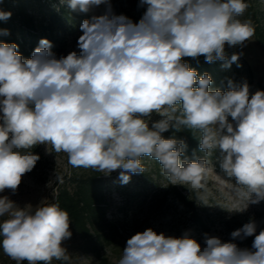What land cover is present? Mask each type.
<instances>
[{"label":"clouds","instance_id":"clouds-1","mask_svg":"<svg viewBox=\"0 0 264 264\" xmlns=\"http://www.w3.org/2000/svg\"><path fill=\"white\" fill-rule=\"evenodd\" d=\"M60 2L73 12L105 11L82 21L78 51L66 56L57 57L46 38L27 59L16 43L0 41V193L15 194L40 160L33 149L50 145L75 168L119 170L124 184L145 173L149 157L159 163L164 187L184 186L205 206L207 177L215 173L207 157L215 152L235 194L219 207L243 213L264 201V91L252 94L247 80L232 79L226 90L212 89V77L184 59L241 67L242 53L229 57L227 49L252 41L253 23L242 19L248 0H138L145 11L136 23L115 14L112 0ZM11 15L0 9V21ZM183 129L200 133L203 158L181 159L185 141L163 136ZM3 217L0 249L15 264L68 259L63 242L72 236L71 219L58 203L21 207L0 196ZM257 227L250 219L227 242L204 233L203 245L188 231L175 237L149 227L127 239L116 264H264V229L257 234ZM252 236L251 249L234 242Z\"/></svg>","mask_w":264,"mask_h":264},{"label":"rangeland","instance_id":"rangeland-1","mask_svg":"<svg viewBox=\"0 0 264 264\" xmlns=\"http://www.w3.org/2000/svg\"><path fill=\"white\" fill-rule=\"evenodd\" d=\"M250 7L242 19H250L255 28L252 41L243 48L227 49L229 57L232 53H242L237 67L233 63L230 68L222 67L220 61L214 63L205 62L203 57L199 60L208 65V70H204L212 77V89H227L228 79L237 83L247 80L250 86V93L257 91L258 83H264V45L258 41L259 34L264 31V0H248ZM50 8L56 11H66L67 19L63 25L56 26V31L52 38L51 51L57 57L67 55L71 51H78L77 41L82 32L80 25L84 19H90L94 15H101L105 11L103 5L91 7L88 12L70 11L66 4L60 0H45ZM112 8L115 14H124L134 23L139 22L140 14L132 5L125 0H112ZM34 17L35 30L41 31L42 14L37 9H31ZM153 120L160 119L153 115ZM231 120V117H229ZM164 136V133H163ZM179 139V138H177ZM43 157L47 160L46 165L37 169L34 174H25L22 182L15 194L11 190H5L0 196H8L9 199L23 207L31 203L33 206L47 199L55 202L56 185H62L78 175H91L98 173L92 169L75 168L68 163L65 153L52 152L51 146L48 150L45 145H39ZM52 152V153H51ZM215 168V173H209L207 180L208 205L196 203V194L181 185H168L166 178L161 174V167H157L153 159L144 157L142 163L145 166V173L134 174L130 182L124 184L119 179V170L111 175L100 173L104 179V192L106 195L108 223L118 226L119 236L111 239L101 251L100 255L83 254L80 250V241L76 238L71 228L72 236L63 242V247L67 250L68 259L65 261H53V264H116L122 254V249L126 246V241L137 232H142L151 227L157 232H164L167 235L181 237L185 231L189 232L191 238L196 239L203 245L204 233L217 236L223 241L231 240V232L241 228L250 219L257 222V234L264 229V201L252 204L243 213H229L219 207L232 202L235 194L231 185L234 181H229L224 176L218 163V153H213L207 157ZM218 174V175H217ZM60 177L61 179H57ZM68 178L67 181L65 179ZM70 187H72L70 185ZM173 187H177L182 195L187 197L194 205L195 216L173 193ZM199 203V202H198ZM7 217L0 218V220ZM2 239V238H0ZM254 236L244 240L234 242L240 248L251 249ZM0 264H15L0 249Z\"/></svg>","mask_w":264,"mask_h":264},{"label":"trees","instance_id":"trees-1","mask_svg":"<svg viewBox=\"0 0 264 264\" xmlns=\"http://www.w3.org/2000/svg\"><path fill=\"white\" fill-rule=\"evenodd\" d=\"M125 1L143 15L145 8L138 7V0ZM0 9L12 13L8 20L0 21V29H7L9 32V35L0 36V41L16 43L18 51L26 59L31 57L33 50L39 45L42 38H46L52 43L56 26L63 25L67 19L64 9L61 12L56 11L54 7L50 8L45 0H0ZM31 9H37L42 14L40 32L35 30ZM259 36L258 41H261L264 45V31ZM184 59L200 75H203L204 70H208V65L200 60L197 62L192 58ZM257 90L264 91V83H258ZM173 135L184 140L187 145L181 159L195 160L204 157L205 154L199 149V132L193 133L188 129H183L180 132L169 130L164 133L165 138ZM33 151L39 154L40 160L29 174H34L37 169H42L47 163L39 145ZM153 161L157 167H160L157 161ZM67 180L68 178L65 179V181ZM56 188L55 203L68 211L71 219L70 228L80 241L81 252L83 254L100 255L106 244L111 239L113 240L119 236L118 226L114 223H108L106 219L107 205L105 204L104 179H102L100 172L85 176H74L72 179L69 178L67 183L57 184ZM172 190L174 195L195 216L193 203L182 195L177 187H173Z\"/></svg>","mask_w":264,"mask_h":264}]
</instances>
